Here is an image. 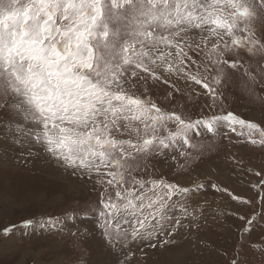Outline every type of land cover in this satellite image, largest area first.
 Returning <instances> with one entry per match:
<instances>
[{"label":"snow or ice","instance_id":"snow-or-ice-1","mask_svg":"<svg viewBox=\"0 0 264 264\" xmlns=\"http://www.w3.org/2000/svg\"><path fill=\"white\" fill-rule=\"evenodd\" d=\"M225 8L231 10L227 15ZM241 24L247 35L243 41L233 36V45L264 57V43L255 31L257 24L264 29V0H28L19 4L0 0V108L10 110L14 119L38 126L25 130L17 124V131L42 146L58 164L73 169L74 175L91 178L95 173L101 185L105 184L102 177H109L106 183L116 189L115 200L110 193L107 197L101 193L102 210L97 213L109 247L126 240L129 232L132 241L151 240L154 233L171 235L181 223L169 214L177 207L173 196L203 187L181 188L164 178L137 179L131 173L142 170L138 157L146 159L154 149L157 154L171 149L190 159L187 149L197 147L192 135H202V129L213 135L222 128L225 134L245 135L247 129L248 142L264 145V129L233 112L186 121L175 111H163L148 95L149 80L169 84L164 74H175L206 90L211 112L223 95L217 88L224 67H242L238 59L225 58L230 51L227 44L223 50L219 47L222 34L232 35ZM193 28L208 33L195 44L196 54L216 37L211 68L202 67L185 51L191 47L186 34ZM186 60L196 66V72L185 70ZM213 69L218 72L213 77L216 87L204 82ZM245 74L255 78L247 69ZM129 89L135 91L130 94ZM173 92L165 99L175 100ZM169 122L175 124V131L158 135ZM113 131L130 138L117 139ZM179 208L187 214L183 204ZM14 227L4 228V234Z\"/></svg>","mask_w":264,"mask_h":264},{"label":"rangeland","instance_id":"rangeland-1","mask_svg":"<svg viewBox=\"0 0 264 264\" xmlns=\"http://www.w3.org/2000/svg\"><path fill=\"white\" fill-rule=\"evenodd\" d=\"M21 2L28 0H18ZM230 11L223 9L225 15ZM242 28L241 24L235 32L243 41L247 33ZM255 31L264 43V29L257 24ZM161 34L165 33L157 31ZM186 35L191 42L185 49L188 55L202 67L211 68L216 37L196 54L195 44L201 35H208L207 31L193 28ZM232 39L233 33L222 34L219 47L223 50L227 44L230 51L225 52V58L238 59L242 67H224L225 76L217 88L223 95L211 112L207 106L212 100L206 90L192 81L177 79L175 74H164L169 84L149 80L151 100L186 121L233 112L264 129V57L249 54L246 47L233 45ZM185 63L189 65L186 71L196 72L191 61ZM245 69L255 78L245 74ZM217 75L213 69L204 82L216 87L213 77ZM170 85L181 93H174ZM169 92L175 100L165 99ZM12 117L10 110L0 108V264H264V145L248 142L247 129L243 130L245 135L225 134L223 128L213 135L202 129V135H192L191 142L197 147L187 149L190 159L171 149L161 154L154 149L146 159L138 157L142 170L131 173L137 179L164 178L181 188L203 187L173 196L177 207L169 214L181 223L171 235L154 233L151 240L132 241L129 232L126 240L109 247L97 215L102 210L101 193L105 197L110 193L115 200L116 189L106 183L109 177H102L105 184L101 185L97 183L101 177L95 173L91 178L78 172L74 175L73 169L58 164L42 146L17 131V124L25 130L38 126ZM133 124L142 127L139 122ZM175 128L169 122L167 130L161 128L157 134L165 136ZM113 135L130 138L117 137L121 135L118 132ZM253 138L260 139L259 134L253 133ZM181 204L187 214L180 210ZM25 220L33 223L24 225ZM12 225L13 230L5 235L3 229Z\"/></svg>","mask_w":264,"mask_h":264},{"label":"crops","instance_id":"crops-1","mask_svg":"<svg viewBox=\"0 0 264 264\" xmlns=\"http://www.w3.org/2000/svg\"><path fill=\"white\" fill-rule=\"evenodd\" d=\"M235 37L238 36L237 34L234 35ZM117 137H125L124 135H117Z\"/></svg>","mask_w":264,"mask_h":264}]
</instances>
